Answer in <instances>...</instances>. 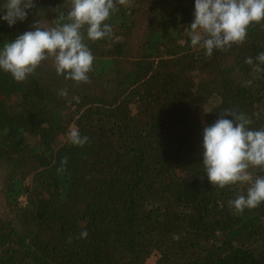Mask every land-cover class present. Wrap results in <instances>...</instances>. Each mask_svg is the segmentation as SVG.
Segmentation results:
<instances>
[{
    "label": "trees",
    "instance_id": "obj_1",
    "mask_svg": "<svg viewBox=\"0 0 264 264\" xmlns=\"http://www.w3.org/2000/svg\"><path fill=\"white\" fill-rule=\"evenodd\" d=\"M117 8L109 36L85 33L87 83L51 58L23 82L0 71V264H264V203L234 211L250 184L213 187L201 156L203 127L225 110L264 129V71L245 63L264 52V21L208 56L191 46L194 0ZM70 9L34 0L24 23L0 22V47Z\"/></svg>",
    "mask_w": 264,
    "mask_h": 264
},
{
    "label": "clouds",
    "instance_id": "obj_2",
    "mask_svg": "<svg viewBox=\"0 0 264 264\" xmlns=\"http://www.w3.org/2000/svg\"><path fill=\"white\" fill-rule=\"evenodd\" d=\"M125 0H71V9L59 13L56 27L41 28L19 34L0 47V71L8 73L14 81H25L43 62L53 59L57 75L74 83H87L94 56L85 43L98 41L111 34L109 18L118 10L117 4ZM34 0H6L0 10V22L9 28L28 19ZM61 23V21H65ZM264 21V0H194L190 29L191 46L203 49L211 56L214 50L243 43L253 23ZM246 64L254 72L264 71V52ZM249 84L251 81L248 82ZM68 95L67 89L58 92ZM78 99V98H77ZM213 124L203 127L201 140L202 164L205 175L213 187L223 188L236 183H249L246 195L238 194L229 205L237 213L254 209L264 203V176L253 178L250 167L264 169V129L250 128L251 121L234 110H225ZM225 117H230L225 118ZM74 146H84L88 137L79 128L72 127L67 134ZM67 160L61 161L63 171ZM87 231L80 238H87Z\"/></svg>",
    "mask_w": 264,
    "mask_h": 264
},
{
    "label": "rangeland",
    "instance_id": "obj_3",
    "mask_svg": "<svg viewBox=\"0 0 264 264\" xmlns=\"http://www.w3.org/2000/svg\"><path fill=\"white\" fill-rule=\"evenodd\" d=\"M211 105V104H210ZM22 203H24V200H22Z\"/></svg>",
    "mask_w": 264,
    "mask_h": 264
}]
</instances>
